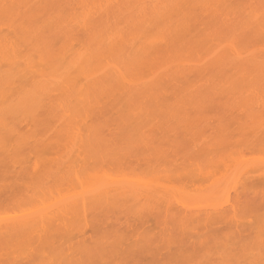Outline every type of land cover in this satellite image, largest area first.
<instances>
[{"label":"bare ground","instance_id":"1","mask_svg":"<svg viewBox=\"0 0 264 264\" xmlns=\"http://www.w3.org/2000/svg\"><path fill=\"white\" fill-rule=\"evenodd\" d=\"M242 1L237 0L232 5V0H0V153L2 156L3 154L4 156L7 154V157L11 156L9 157L10 159L7 158L11 160L13 157L20 156V151L26 154L28 150L23 146L26 143L28 145L31 144V147H28V145L27 147L33 148V150L35 149L33 146L34 142L39 143L40 148L41 146L44 147L46 143L43 144L45 140L42 139L45 135L41 139L40 137L38 139L37 135H40L38 130L43 131L44 129H48L47 133L51 132L53 133L52 136L55 135L52 138L55 139L53 143H57V146L56 144L52 145L60 148V151L63 150L62 153L69 160L64 157H59L62 158L61 162L57 158L61 162V164L60 162L57 163V166L63 165V168L58 167L52 170V166L50 165L51 167L48 166L51 168L49 170L47 166V168L44 167L46 170L43 171V173L45 172L44 179L48 178V180H51L53 178L54 180L55 178V184L52 183L53 188L55 187L53 185L57 187L58 184L60 188L62 186L64 187L65 184L72 186V189L68 185L65 186L68 187L65 188L68 191L66 193H70L66 194L64 192L66 194L64 196V193L59 194L60 196L54 195L53 191L55 189L50 191L53 193V198L55 199L48 203L44 199L49 194L43 197L44 194L40 193H47L49 188L46 189L47 192L46 190H42L43 192L38 190L39 193H36L34 188V195L32 192L27 198L20 200L16 204V210L6 211L8 215L0 216V239L18 235L23 236L34 231L40 234L39 231L41 229H46L44 231H47V236L49 231L55 230L54 232L56 233L54 235L52 234L53 231L51 233L55 236L57 229H62V225L65 227L67 225V228L71 226L79 227L81 224L80 221H83H79L81 214H83L82 217H85L87 212H91L90 209L92 211L93 209L99 211V207L102 208L101 210L111 207L117 211L116 208L124 203L123 206L121 205V208H125L124 210L121 209L123 212H126V209L129 208L128 212L132 210L135 212L138 209L136 213L141 210V214L143 209H139V206L142 205L140 204L138 206L136 204H139L142 200L145 204L149 202L145 206L147 207L146 210H151V207H149L151 204V206H156L155 204L159 206V203L163 201H166L167 205L170 203V205L173 204V208L177 206L176 209H178V206L182 207L180 208L181 210L179 209V213L184 207L183 218H189L190 223L193 222L190 220L192 218L194 219V217L196 219L202 218L212 221L215 219V221H218V219L227 218L230 213L233 214L231 216H235L237 213L235 211H237L236 209L239 204L238 200H233L232 203L229 202L230 204L227 203V207H224L225 204L223 203L215 202L217 201L216 198L218 195L223 194L222 191H226L224 194L228 192L226 183L229 177L232 178L233 172H236V170L231 171L233 168L232 164V168L229 169L230 164L224 163V167L227 168L228 166V171L232 172H227L226 175L229 174L230 176L226 177V183L223 181L224 174L223 178L219 177L222 179H216V181L219 180V182H223L225 185L214 182L211 186L212 189L209 188V192H205L206 195L199 186H196V191H194L197 192V188H199L198 192L194 193L193 190L195 188L191 186V189L194 188L191 193V191L185 189L193 181V176L198 175V172L202 173L200 169L204 168V165L200 168L201 165L199 164L198 167L196 163L195 167H193L196 168L197 165L196 169L198 170L200 168V171L192 167L190 171L194 174L196 170V175L191 174L190 171L187 172L193 178L189 176L190 179L188 180L190 182L186 180V183L182 186V182L179 179L182 178L183 180V172H186L187 168L186 170L184 168L183 174H180L178 173L180 170L177 169V166L174 165L177 167H174L175 169L171 166L175 163L174 161L172 164L170 163L174 159L170 160L167 164L165 158L167 160L170 155L164 152H168L169 150L168 147H165L167 144H163L165 140H161V142L160 139H157L160 141V144L154 140L156 138V132L159 134L161 132L162 135H173L177 132L175 134L177 135L180 132L184 133L186 131V133L188 132L187 134H191L195 128H197L194 132L195 137L201 136V139L208 140L214 134L211 130L217 131L219 128H222V118L220 115L217 116L216 113L211 114L208 104L214 102L220 103V97L224 93L237 89V83L233 86L232 84H224V80L233 75L228 72L234 71L236 75L242 73L247 76H264V23H259L260 21L256 23L245 21L248 20L247 18L250 14L248 16L244 14L240 16L243 10V13H246L245 10L247 13H250L248 12L249 9H253L258 15H263L264 0ZM238 9L241 11L240 14ZM244 16L247 18L245 19ZM222 77L227 78L223 80ZM217 78H221L223 82L219 83L222 80L220 79L218 81L216 80ZM217 81V85H214L215 83L213 84V82ZM157 125L161 126L158 127ZM134 126V131L141 130L145 127L150 130H141L140 133L145 132L144 135H146V132H148L150 138H146L147 135L144 137L147 139L150 148L151 144L155 145H152V150L145 144V139L142 140V137H138V134L127 131L129 135H125V131L129 128L132 129ZM22 127H24L23 129L28 128V134H21ZM159 128L161 130L165 128V130L161 131ZM204 128L206 132L209 130L207 128H210V134H208L210 136L207 138V133L204 135L202 131ZM49 130L51 131L48 132ZM168 131L171 132L167 133ZM194 133L191 134L193 138ZM130 134H134V136ZM121 135L123 136L121 137ZM151 135L154 136L152 137ZM170 135L168 137H170V140L174 138V141L172 142L168 139L169 143H176L178 141L176 139L177 136L172 137ZM135 136L138 137L137 140L134 139ZM132 138L133 141L141 140L142 143L139 141L140 144H143L141 147L145 144L147 149L149 148L153 152L152 155L150 154L148 156V153L145 154L149 151L145 150L146 147L142 148H145V151L140 150L141 154L144 152L143 154L145 156L147 155L144 159L149 158L147 161L143 159L147 162L144 167L146 169L145 171L150 168L152 169L147 171V175L142 169V172L140 170L136 172L138 167L136 170H133L130 164L128 165V167L130 166L129 168L125 166L124 168L122 162H117L120 168L121 165L124 168L123 170H121L122 168H117L122 173H125L124 170L128 168L126 170L128 174H123L124 177L122 175L118 176L117 174H120V171H110L115 168L113 165L115 164V160H113L116 159L115 156H117V160L118 156H120L119 160H121L126 154L128 156L129 150L132 156L138 154L132 151L134 150V145H129L132 143ZM14 139H17V141H14L15 143L18 142L16 145L13 142ZM210 139L215 138L211 137ZM120 140H122L123 144L113 143L114 141L118 142ZM207 140L204 141L205 143L197 140L202 143V147H200L201 151H203L201 148H204L205 145L207 147ZM124 141L130 142L128 144L125 142L129 147ZM197 141L194 142L198 143ZM116 144H118L119 148H115L117 146ZM119 144H122L123 148ZM124 144L127 148L132 147V149L127 150ZM133 144L137 147V142ZM158 144L160 146L163 145L161 148L164 151L159 146L157 147ZM35 145L37 148L39 147V145ZM174 145L177 146L178 144L171 145V149L175 153L178 151L179 146L176 147L177 150L174 148L175 151L173 149ZM22 146L26 151L21 150L23 149ZM180 146L182 145L180 144ZM141 147L139 146V149ZM208 147L205 149H208ZM214 147L213 150L210 148L212 153L216 149V146ZM189 148H184L186 149L184 150L185 154L187 153L186 156L192 154L188 150L193 148ZM118 149H125L128 153L124 155V152L120 151L123 152L121 153V157V155H118L119 152L116 153ZM139 149L137 147V150ZM158 149H161V152ZM10 150L14 151V154L10 153ZM33 150L31 152H33L32 155L34 156L35 150ZM37 150L35 152L36 154L41 153L37 152ZM137 150L135 151L139 152ZM153 150H158V152ZM180 150L183 153V150ZM151 151L150 153H152ZM179 151L178 153H180ZM56 152L53 153L55 154ZM155 153L156 155H154ZM1 154L0 158H2ZM63 154L60 153V156ZM177 155L175 153V156ZM219 155L215 159H221L217 161L222 163L224 155ZM143 156L135 157L139 158ZM160 157L163 158L167 166L166 164L162 165L163 161L161 163L160 160L161 165L156 163ZM125 158L123 159L125 160ZM19 159L21 157H18ZM211 159H213V155ZM14 160L12 163L15 162L14 165L16 164L17 167L22 164L21 162L24 163L23 158L21 159L23 161L19 160L21 164L18 163L19 161L16 158ZM148 160L152 161V163L148 162ZM155 160L156 162H153ZM215 161L212 162L211 160L213 170L215 169V163L218 164L215 167L221 166V164ZM43 162L42 164L44 165ZM154 163L155 165H153ZM149 164H151V167H149ZM156 164H158L157 169L155 167ZM168 165L173 169H170L173 174L169 173L170 171L166 173V170L170 168ZM159 166L161 168L164 166L163 170L166 172L164 171L163 174L165 176L159 175L163 172L159 169ZM236 166L238 167L240 165ZM21 167L25 171L29 168V166L25 168L26 166L24 167L23 164ZM33 167L31 169L29 168V171H35L34 174L39 172L37 174L38 176L43 174L40 173L41 169H38L39 171L35 170L40 167L39 165H33ZM130 169L136 175V177H133L135 180L132 177V179L130 177L127 178V175L130 173L128 170ZM206 170H208L205 171L207 175L212 172H209L210 169ZM174 171L178 172L175 173ZM214 171L213 173L219 172L218 169H216V172ZM140 172L145 174L142 175L145 178L141 177ZM150 172H155L156 174H149ZM46 173H52L53 176L47 177ZM177 173L182 177H179ZM176 174L179 177L178 179H174ZM238 174L241 175L242 172L238 171ZM238 174L235 173V175L239 176ZM152 175L154 176L152 177ZM169 175L171 176L170 179L167 178ZM211 175L216 176L217 174L214 175L211 173ZM235 175L234 178H236ZM148 176H151V179ZM33 177L37 176L34 175ZM41 178L43 177L41 176L39 181L43 180ZM140 178L141 180L139 181L138 179ZM155 179L159 183L162 181V183L159 184ZM163 179L167 180V182L164 183L165 181ZM207 179L209 180V177ZM237 179L240 178L237 177L236 180L232 178L230 181L235 184L237 183ZM175 180H179L181 184ZM43 182L45 183L47 181L43 180ZM177 183L181 186H177ZM44 185L47 186L46 184ZM219 185L221 186L218 187ZM45 186L41 188L44 189ZM63 187L61 190L60 188H56L55 191L61 193V191L63 192ZM179 189L183 190V192L186 191L188 196L186 194L185 196L187 198ZM207 189L203 188L205 191ZM176 191L180 194L176 193ZM202 192L205 195L206 202L202 199L204 197H198L199 193L202 195ZM175 193L185 197V199L178 200L174 206L173 200L181 198ZM192 194L194 195L192 196ZM32 195H38L39 197H32ZM189 196L191 200L190 202H186V199H190ZM194 196L197 198H194ZM211 198L214 201L209 200ZM47 199L51 200L52 198ZM197 199L200 200L199 204L201 202L206 204H204V208L202 207L203 204L199 206L200 209L198 207L195 209V206H192L193 204L199 205L196 203L198 202ZM111 203L114 206H110L109 204ZM189 203H193L191 204V208L195 210L190 208ZM128 204L130 207L127 206ZM172 206H166V208H172ZM108 208L106 212L108 211L107 213L109 215ZM131 208L132 210L130 211ZM157 208L160 212L164 211H161L159 207ZM173 208L171 210L176 215H174V220L172 219L170 222L174 221V225L173 227L172 225L170 226L172 231L168 229V232L172 233L166 234L170 236L171 244L168 240L170 246H177L184 239L182 235L186 234V231L189 230V224L187 225L189 222L187 220L182 225V229L178 231L175 222L182 218L183 212L177 215V210L174 208V211ZM97 210L96 212L98 213ZM121 210L118 208L119 212ZM150 210L148 211L149 214ZM158 210L156 211L154 209V214ZM167 212L169 213V211L165 213ZM161 215L163 217V214ZM169 215L167 220L170 218ZM157 216L160 217V214L157 213ZM177 216H179L178 219ZM183 229L186 231H183ZM44 231L42 232L45 233ZM171 236L173 239H171ZM175 237L180 240L178 243L176 242L178 239L174 240ZM172 241L174 244H172ZM183 243L184 241L177 248L185 247V251L187 248V250L190 248V251H192L191 249L194 247L192 244L195 245L196 240L189 245L187 242L185 244ZM186 244L187 246H184ZM181 254H186V252L183 253L181 251ZM182 258L184 259L183 255Z\"/></svg>","mask_w":264,"mask_h":264},{"label":"rangeland","instance_id":"2","mask_svg":"<svg viewBox=\"0 0 264 264\" xmlns=\"http://www.w3.org/2000/svg\"><path fill=\"white\" fill-rule=\"evenodd\" d=\"M236 1L237 0H232V5H234V3H236ZM238 10H239L238 12L240 14L241 11H240V9H238ZM243 12H244V10H243ZM243 12L241 13L242 15H240V16H243V14L248 16L250 14L248 16V18L244 16L245 19L246 18L248 19L245 21H248L250 23L251 22L256 23V22L260 21L259 23H264V14L258 15L255 13V11L253 9H249L248 12H250V13H247L246 10H245L246 13H243ZM244 17H242V18L244 19ZM257 18H258V21H257ZM226 21H227V19H226ZM222 22H224V21H222ZM228 73H231L233 75L228 77V75H231V74H228L227 75L228 78L225 77V78H227L226 80H224L225 78L222 77L223 80L225 81L224 84H228V85L232 84V86H233L234 84L237 83L236 84L237 89L233 90L232 92L224 93L220 97V103L214 102L212 104H208L209 105L208 108L210 109V113L211 114L216 113L217 116L220 115V117L222 118V128H219L217 131L211 130V132H214L213 135L211 134L212 136L208 135V134H210L209 133L210 128H207V129H209L207 132H206L205 128L202 129L204 135L207 133L206 138L209 136H210V138L211 137L215 138L212 140L210 138H208V140L210 139L209 142H207L208 140L205 139V140H207L206 143H208L207 147L209 146L208 149H205V148H207V147H205L206 146L205 145L204 148H201L203 151L200 150V147H202V143H200V142L203 141V143H205L204 142L205 140L201 139V136H199V135H198L199 137H197V136L195 137L194 132L197 130V128L193 129L194 131H192V132L189 131V132H191V134L194 133V138H196L195 140H194L193 136L191 134H187L188 132L186 133V131H184V133L180 132V134H177V135H175L177 133V132H175V134H173L174 136L172 134L171 135L169 134L172 137L177 136L176 139L179 141V143H178V141L175 140V141H177L176 143L178 145L177 146L174 145L173 149L175 148L177 150L176 147L179 146L178 151L180 149L183 150V153H181V150L179 151L180 153H178V151L175 152L176 155L178 153L177 156H175L174 151L171 149V145L176 144V143H172L174 141V138L172 140H170V137H168L169 135H162L161 132L159 130H157L160 132V134L156 132V138L154 141L159 143L161 140H163V141L165 140V142H163V144L164 143L167 144V146L165 144L164 145L166 148L167 147L169 148L168 152L164 151V149L161 148L163 145L160 146L159 145L160 143L157 145V147L159 146L165 153H168L170 155L167 158V160L169 159L168 161L165 158V161L167 164L170 160L174 159L170 163L172 164L173 161L175 163H173L172 165L170 163L169 164L173 168L175 166L178 167V168L177 167H175V168L180 170V172H178V171H176V172H178L180 174L184 173L183 174V180H182V178L179 179L180 182H182V184L179 182V180L178 181L175 180L176 182H179L182 186H184V183H186L185 182L186 180H188V179H190V177H192L190 175L193 173L190 170H192L193 166L195 167L196 163L198 164V167H199V164L201 165L200 168L204 165V168H201V169L199 168L200 170H202V173L198 172V175H196V172L200 171V170L196 169L197 165H196V168L193 167L194 169L197 170V171L195 170L194 171L195 173L193 174L196 176H193L194 179L192 182H190L188 180V182L191 183V184H189L190 188H189V185H187V189L184 188L187 191H191V193H192V190L194 188H195V190H193V192L196 191V186L197 187L199 186V188L206 195V193L209 192V188L212 189L211 186L214 184V182H219V180L223 178V174H224V178H223L224 180L223 181L225 182V180L227 179L226 177L230 176L229 174L226 175L227 172L232 173V172L228 171V169H227L228 166H227V168L224 167V163H227V164L229 163L230 164L229 169H231L233 167L231 169V171L236 170V172L235 171L233 172L232 178L234 180H236L237 177L240 179H237V183H235L236 184V186H235V184L230 181V179H232V178L229 177L227 183L225 182L228 186V192L224 194V192H226V191H222L223 194H221V195L220 194L218 195V192H217L218 197L216 198L217 201H215V202L223 203V204H225L224 207H227L228 206L227 203H229V202L232 203L233 200H236V201L238 200L239 204L237 203L238 207L236 209L237 211H235V212H237L235 216H231L233 214L230 213L227 218H223L220 220L218 219V221H215V219H214V221L205 220L202 218L196 219L193 216L194 219L192 218L190 220L193 222L190 223L188 220L189 218H183L184 217V211H183L184 207H183V210L180 212V213L183 212V214H182L183 219L180 217L181 219H179L178 221L175 222V224L177 225L176 226L177 230L179 231V229H182V225L185 224L188 220L189 223H187V225L189 224L188 225L189 230L186 231L183 229V231L187 232L186 234L182 235L183 236L182 238H184L182 240V241H184L183 244H185V242H187L189 245L192 242L194 243V241L196 240V243H194L195 245L192 244V246H194L191 249L192 251H190V248H189V250H187L188 249L187 248L185 251V249H184L185 247H182L184 250L183 251L182 248H177L178 246H181L182 241H180L178 238H177L178 239L177 240L175 237L174 240H177L176 241L177 243L180 241V245L178 243L177 246L176 245L170 246V244H171V241L169 239L170 236H168L166 234V233H169L168 232L169 230L172 231V228L170 229V226L172 225V227H173V225H174V223H173L174 221L170 222L172 219L174 220V215H176V213H173L171 210L173 208V206H172L173 204L170 205L171 204L170 203L169 205H167L166 201L160 202L159 206L157 204H155L157 207L160 208L161 211L164 210V211H162L163 213L160 212L156 206H151L152 205L151 204L149 207H151V210H153V211H151L148 207L151 215L148 212L149 210H146L147 207H145L148 205L147 203H149V202H146V204H147L146 205L145 202H142L143 200L141 202H139V204H136L138 202H136L135 204L138 206L141 204L143 207L139 206L140 208L139 207L138 208L143 209L144 212L146 210V212H145L146 214L143 212V210H142L141 214H140L141 210L138 213H136V211H138V209L135 210L136 208L134 209L135 212H133L132 208L130 209V211L132 210L131 212H128L129 208L126 209L127 210L126 212H123L121 209L124 210L125 208H121V205L123 206L124 203L121 204L119 207L117 206L118 208H120V210H121L120 212L118 211V208H116L117 209V211H116L115 209H113L111 207L110 208L107 207L109 209V215L107 213L108 211L106 212L107 208H104L103 210H101L102 208L99 207L98 209H100V210L99 211L97 209L96 210L98 211V213L100 215L94 209H93V211L90 209L91 212L90 213L87 212L88 214L86 213L87 218H86V216L82 217L83 214H81V216H80L81 219L79 218V221L80 220H83V221H80L81 222L80 225L78 224L79 227L81 226L80 228L78 226H75V227L71 226V227L67 228V225H66V227L62 225V227H61L62 229H57V234L55 236H53L56 233V232H54L55 230L54 231L52 230L53 233H52V231L51 232L49 231L47 233L50 238L46 235L47 231L46 232L44 231L46 229H44V230L41 229L39 231L40 234L36 233L34 231L35 233L33 232L30 234H25L23 236L18 235V236H14V237H7L4 239H0V264H264V76H262V77H257L255 75L247 76V75H243L242 73H239L236 75V73H234V71H229ZM230 77H232V78L230 79ZM220 79L217 78L216 80L220 81ZM223 80L220 81L219 83H222ZM218 81L213 82V84L215 83L214 85H217L216 83H218ZM226 81H227V83H226ZM228 81H230V82H228ZM210 86H211V83H210ZM157 126L159 127L161 125H157ZM23 128L24 127H22V129ZM134 128H135V126L132 127V129L129 128L130 130L129 129L126 130L125 135H127V136L129 135L127 133V131L129 133L134 132V134H138V137H140V138L142 137L141 138L142 140L145 139L144 142L146 141L145 144H147V146H148L147 139H146V138H150V136H148L149 135L148 132H146L147 133L146 138L144 137V136H146V135H144L145 132H143V133H140V132H141V130L142 131H145V130L150 131V130L146 129V127H145V128H143L144 130L141 129V130L134 131L133 130ZM27 129L28 128L23 129L21 134L23 135V133H24L26 135ZM125 129H127V128H125ZM159 129L161 130V128H159ZM198 129H201V128H198ZM47 130H45V129L43 131L38 130L40 135L39 136L37 135L38 139H39V137L41 139L42 137H44L43 135H45V137L42 139V140H45L43 144L46 143L45 146L42 144L44 147L41 146V148H40L39 143L34 142V144H33L32 142H29V143L33 144V146L35 148L34 149L35 152H36V149H38L37 152H41L42 154L41 153L36 154L34 152V156H33L32 155L33 152H31V150H33V148L32 149L28 148V147H31L30 146L31 144L28 145V143H26L25 144L26 146H25L21 143L24 147H26V149L28 151H26L25 148L22 146L23 149H21V150H25L26 154H24L23 151H20L21 152L19 154L20 156H17L15 158L17 160H18V157L19 158L21 157V159L23 158L24 163L23 162H21V163L24 165V167L26 166L25 168H27V166H29V168L31 169L33 167V165H36V166L39 165L41 168L38 167L35 170L37 171L38 169L39 170L41 169L40 173H43V171L45 170L44 167H46V166L47 167L52 166L51 167L52 170H54L55 168H58V167L63 168V165L57 166V163H59L63 157L67 158V156H64V154L62 153L63 150L60 151L61 149L56 147L57 143H53L55 141V139H53L55 135L52 136L53 133L50 132L51 130L48 131L51 134L47 133ZM163 130H165V128ZM163 130H161V131H163ZM45 131H46V133H44ZM137 131H139V132L136 133ZM170 132L168 131L167 133H170ZM199 132H201V131H199ZM134 134L133 135L130 134V135L134 136ZM140 134H143V135H140ZM196 134H198V133H196ZM122 136L123 135H121V137ZM131 136H130V138H131ZM163 136H164V138L165 137H168V138L164 139V138H162ZM138 137L135 136V138L134 137L133 138L135 140H137ZM202 137H205V136H202ZM133 138H132V143H130L129 141H127V142L124 141V143L126 142L127 144L130 143L129 145H134V147H133L134 150H132V151H134L135 153H138V154L140 153L139 155L137 154L135 156H141V155L143 156L144 155L143 154L144 152L141 154L140 150L141 151H145V150L148 151L149 150L148 152L145 153V154L148 153L149 154L148 156H150V154L151 155L153 154V152L151 150H152V147L155 145L151 144L150 145L151 148L148 146L151 149L150 150L149 148L147 149L145 144H144V146L141 147V145H143V144H140V142L142 143L141 140L138 139V141H133ZM50 139H52V140H50ZM157 139H160V141H158ZM168 139L170 141H172V142H170V143H172L171 145H170ZM42 140H40V141H42ZM123 140H125V139H123ZM128 140H129V138H128ZM148 140H150V139H148ZM166 140H168V141L166 142ZM197 140H201V141H197ZM14 141H17V139L16 140L14 139L13 142ZM120 141H118V142L114 141L113 143H115V142L116 143H122V140H120ZM194 141H197L198 143H196ZM11 142H12V140H11ZM136 142H137L138 149H139V146L141 147L139 150H137V147H135V144H133ZM17 143H15V145ZM35 144L39 145V147L37 148ZM52 144H56V146H53ZM122 144L121 145L119 144L120 147H122ZM138 144H140V145H138ZM154 144H155V142H154ZM180 144L182 146H180ZM27 145H28V147H27ZM116 145L117 146H115V148L116 147L119 148L118 144H116ZM126 145L124 146L125 148H127ZM129 145H127V146L129 147ZM196 145H197V147H196ZM14 146H12V147L14 148ZM49 146L50 147L52 146L51 148L52 149L54 148V149L52 150ZM214 146H216V149H214L215 151H213V153H212L211 150H213V148H215ZM143 147H146V149L145 148H144L145 150L142 149ZM188 147H190L189 149L193 148L191 150H188V152L192 153V154H190L189 156H186L187 153L185 154L184 150H186V149H184V148H188ZM15 148H16V146H15ZM210 148H212V149L210 150ZM128 149H132V147L127 148V150ZM55 150L58 152H56ZM127 150H125V149L119 150L118 149L116 151V153L119 152L118 155H121V153H123V152L125 155V153L129 152L128 156H126L127 154L124 156V157H126V158L128 157V158L127 159L125 158V160H124L123 159L124 157H122V155H121L123 160L122 159L119 160L120 156H118V160H117V156H115L116 159H113V160H115L114 161L115 164H113L115 166V168H113L114 170H110V171H112V172L113 171L114 172L120 171V170H117V168L119 167L117 165V162L118 163L122 162V164H124L123 167L124 166L128 167V165L131 164L130 166L133 168V170L134 169L136 170L138 167L136 172L137 171L139 172V170L141 171V169H142V171L148 175L147 171L151 170L152 168L145 171L146 169L144 167L147 163L145 161H147V159H149V158L144 159V157L146 158L147 155L146 156L144 155L143 157L136 158L135 156L130 155L131 154L130 150L128 152H126ZM135 150H137L139 152H136ZM158 150H153V151L158 152ZM165 150H167V149H165ZM120 151H123V152H120ZM150 151L152 153H150ZM190 151H192V152H190ZM216 151H218V153H216ZM13 152L14 151H11L10 153H13ZM53 152H56V153L54 154ZM110 152L112 153L111 150H110ZM60 153L63 155L60 156ZM165 153H163V154H165ZM13 154H12V156H13ZM219 154L224 155L222 158L223 159L222 163L221 162L219 163L217 161L219 158L215 159V158H217L216 156H218ZM36 155H38L39 157L38 156L35 157ZM129 155L132 157H135L136 159L132 158V157L129 158L130 157ZM154 155H156V153ZM157 155H159V153H157ZM191 155H193V156H191ZM212 155H213V159H211ZM159 156H157V157H159ZM166 156H168V155H166ZM219 156H222V155H219ZM1 157L2 158H0V216L8 215V213H6V211L16 210V207H17L16 204L20 200L27 198L30 194H32L33 191L35 192V190H36V193H39L38 190L45 191L47 188H49L48 192L46 190L47 193H44L43 191H42L43 193H40V194H44L43 197H46L49 194V196H47V198H49V199L52 198V199L51 200H48L47 198L44 199L48 203V202L55 199V198H53V193H54V195L56 194V196H57L59 194L61 195L64 192L65 193L68 192L65 188L71 187V189H72V186L65 184L64 187L62 186L63 192L61 191V193H60L58 191H55L56 188L57 189L60 188V187H58V186H60L59 184L57 187H56V185H53V186H55L54 188L52 187V183L55 184V182H54L55 178H54V180H53V178H51V180H48V178L44 179L45 172L42 175L38 176L37 174H39V172H36L34 174L35 171L31 172V170L29 171V168L26 171H25V169L23 170L22 169L23 166L21 167L22 164L20 163V161H23V160H21V159H19L20 161L18 160L19 161L18 163H20L21 165L17 167L16 164L14 165L15 162L12 163V161H15L14 157L12 158L13 160L11 159L12 161L9 160L10 159L9 157H11V156L7 157V154L5 156H4V154H3V156L1 154ZM24 157L27 159L25 160ZM59 157H62V158H59ZM109 157H112V156H109ZM162 157H160L159 159L157 158L158 162H156V160L153 162L159 163V165H161V163L163 161L162 165L166 164ZM7 158H9V159H7ZM57 158H59L60 160ZM112 158H114V157H112ZM154 158H155V156H154ZM129 160L130 161L132 160V161L130 162ZM159 160L161 161V163ZM211 160H212V162H214L216 160L219 164H221V166L219 165V166H217L218 167L217 168V167H215V165H218V164L215 163V165H214L215 171L212 168L213 165H212ZM220 160L221 159H219V161ZM42 161H44L43 163L45 166L42 164ZM35 162H37V164H35ZM50 162L51 163L53 162L52 163L53 165ZM61 162H62V160H61ZM61 162H60V164H61ZM65 162H66V159H65ZM111 162H112V160H111ZM148 162L152 163V161H149V160H148ZM63 163H64V160H63ZM167 164H166V166H167ZM231 164H232V167H231ZM119 165H121V164H119ZM150 165L151 164H149V167H151ZM153 165H155V163ZM153 165H152V167H153ZM157 165L158 164H156V166H155L156 169L158 167ZM236 165H240V166L237 167ZM14 166H16V167H14ZM171 166H169L170 167V168H168L169 170H166L167 172L165 170H163L164 166H162V168H161V166H159V169H161V171H163L159 175L165 176V174H163L164 171L166 173H168L169 171H170L169 173H172L173 169L171 168ZM206 166H207L206 169H210L209 172L212 171L211 172L212 174H214V175L217 174V175L213 176V175H211V173L209 175L205 174V171H208L205 169ZM49 167H48V169L50 170L51 168H49ZM234 167H235V169H234ZM239 167H240V169H239ZM42 168H44V169H42ZM121 168H122V165H121ZM121 168L119 167L118 169H121ZM124 168H122L121 170H123ZM184 168H185V170L187 168L186 172H183ZM225 168H226V170H224ZM127 169L124 170L125 173H126ZM165 169H167V168L165 167ZM170 169H172V170H170ZM204 169H205V171H203ZM216 169L219 170V172L217 171L218 173L216 172ZM131 170L132 169L128 170L130 173H129V175H127V178L136 177L134 172L132 173ZM153 170H154V168H153ZM28 171H29V173L30 172L31 173L29 174ZM189 171L191 174L187 173ZM213 171L216 173H213ZM238 171H241L242 174L239 175ZM120 172H119L120 174H117L118 176L119 175L123 176V174H125V173H122V171H120ZM151 173L152 172H150L149 174H151ZM154 173H152V174H154ZM235 173L238 174L239 176L235 175ZM31 174H33V175L30 176ZM49 174H52V173H49ZM49 174L46 173L47 177L53 176V174L51 176H48ZM55 174H57V173L55 172ZM126 174H128V173H126ZM133 174H134V176H133ZM143 174L144 173H141V177L145 178L144 176H142ZM177 174H176V176L174 175L175 176L174 179H178L179 177H182V176H180V174H178L179 175V177H178ZM187 174H189V175H187ZM34 175L39 177V178L33 177ZM115 175H116V173H115ZM137 175H140V174H137ZM159 175H158V177H159ZM234 175L236 178H234ZM41 176L43 177L41 179H43L44 181H47V182L44 183L43 180L39 181ZM54 176H57V175H54ZM153 176L154 175H152V177ZM164 176H162V177H164ZM186 176H188V177L186 178ZM162 177H160V178H162ZM208 177H209V180L207 179ZM219 177H222V178H219ZM137 178H138V176H137ZM149 178L151 179V176ZM167 178L170 179L171 176L169 175V177H167ZM167 178H165V179H167ZM217 178H219L218 181H216ZM165 179H163L165 181L164 183L167 182V180H165ZM133 180H135V179L133 178ZM138 180L140 181L141 178ZM152 180H151V182H152ZM157 180H159V179H157ZM130 181H132V180H130ZM157 182L159 183V181H157ZM37 183H38V185H37ZM56 183H58V182H56ZM62 183H64V182H62ZM161 183H162V181L159 184H161ZM219 183L221 185L224 184L223 182L222 183L219 182ZM44 184H46L47 186H45ZM180 184L177 183L176 185L178 186ZM207 184H208V186H207ZM39 185H42V186L39 187ZM48 185H50V186H48ZM67 185H68V187H65ZM221 185H219L218 187H220ZM43 186H45L44 189H42ZM191 186H194V188L192 187L193 189H191ZM202 186L205 189L208 188L207 191L203 190ZM34 188H35V190H34ZM61 188H60V190H61ZM188 188L191 190H189ZM199 188H197V192H198ZM181 189H182V187H181ZM52 190H54L53 193L50 192ZM213 190H216V189H213ZM213 190H212V192H213ZM217 190H219V189H217ZM180 191L183 192V190H180ZM34 192H33V195H34ZM197 192H194V193H197ZM203 192H202V195L199 193L198 197H200V196L204 197L205 195H203ZM65 193L63 194V196L66 194H69L70 192L66 193V194ZM176 193H178V191H176ZM188 193H190V192H188ZM210 193H211V191H210ZM40 194H38V195L40 196ZM51 194H52V196H51ZM178 194H180V193H178ZM178 194H176V195L180 196L181 198L180 199L177 198V199L173 200L174 206L176 205L178 200H181L182 198L185 199V197H186L185 194L187 195L186 191L183 192L185 197L178 195ZM33 195H32V197H36V196L39 197L38 195H36V196H33ZM193 195L194 194H192V196ZM195 195H198V194H195ZM32 197L30 196V198H32ZM202 197H200V198H202ZM120 198H123V197H120ZM189 198H190V196H189ZM194 198H197V197L194 196ZM194 198H193V201H194ZM202 199H204V202H206L205 197ZM202 199H201V201H202ZM212 199L213 198H211L209 200H212ZM130 200H132V199H130ZM190 200H191V198L189 200L186 199V202H190ZM227 200H228V202H226ZM193 201H191V202H193ZM212 201H214V200H212ZM112 202H114V201H112ZM199 202H200V200H198V202H196V203L199 204ZM204 202H201L199 205H197V204L194 205L193 203H191V204H193L192 205L193 207L195 206L194 207L195 209H197L196 207H198L200 209L199 206L201 204H203L202 207L203 206L205 207L206 204ZM36 203H38V202H36ZM51 203H53V202H51ZM163 203H165V204H163ZM112 204L113 203H111L109 205L114 206ZM131 204H133V203H131ZM191 204H190V208H191ZM117 205H119V204H117ZM127 206L130 207L129 204ZM166 206H172V208L169 207L170 210H168L169 208H166ZM165 208H166V210H165ZM174 208H173V210H174ZM176 208H177V206H176ZM180 208H182V207L178 206V209H176L178 212L177 215L180 214L179 213ZM194 208L193 209L191 208V209L195 210ZM154 209H156V211L158 210L157 213L160 214V217L157 216V213L154 214ZM166 211H169V213L168 212L165 213ZM111 212H113V213H111ZM112 214H113V216H112ZM161 214H163V217ZM166 214H167V216H166ZM164 215L166 218L164 217ZM168 215L171 218V219L169 218V220H167ZM103 216H104V218L106 217V219L103 218L104 219L103 220L102 219ZM82 218H85V219H82ZM178 218H179V216H177V219ZM96 219H97V221H96ZM179 221L184 222V223H180ZM42 231H44L45 233H43ZM180 231H182V230H180ZM171 233L172 232H170L169 234H171ZM42 234L45 235L46 237L43 236ZM171 239H173L172 236H171ZM168 240L170 241V244H169ZM187 240H189V241H187ZM191 240H193V241H191ZM168 244L170 247L168 246ZM172 244H174V242ZM184 246H187V244ZM190 246H188V247H190ZM177 249H179V250H177ZM180 249L183 253L186 252V254H181ZM178 254H179V256H177ZM182 255L184 256V259L182 258ZM179 257H181L183 260Z\"/></svg>","mask_w":264,"mask_h":264}]
</instances>
